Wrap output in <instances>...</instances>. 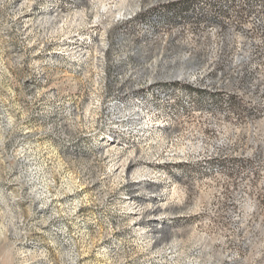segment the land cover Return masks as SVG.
<instances>
[{
    "label": "rangeland",
    "instance_id": "obj_1",
    "mask_svg": "<svg viewBox=\"0 0 264 264\" xmlns=\"http://www.w3.org/2000/svg\"><path fill=\"white\" fill-rule=\"evenodd\" d=\"M207 9L0 0V264H264V47Z\"/></svg>",
    "mask_w": 264,
    "mask_h": 264
},
{
    "label": "built area",
    "instance_id": "obj_2",
    "mask_svg": "<svg viewBox=\"0 0 264 264\" xmlns=\"http://www.w3.org/2000/svg\"><path fill=\"white\" fill-rule=\"evenodd\" d=\"M262 1L259 0L258 6H251L249 0H231L232 2V12L235 14L241 22H244L247 27H249V37H248V45L246 47H264V33L261 34L260 31H264V8H262ZM158 6L157 3H154ZM246 7H253V15H246ZM207 31H216L218 32V38L224 37L227 34H234L239 36L237 32H235L231 25H223V23H219L216 25H210L206 27V29L201 30L200 41L199 42H213L215 43V39H207ZM166 32L170 34L184 33L185 36L191 37V28L188 27V24H184L183 26L173 27L166 30ZM243 77V74H242ZM235 80H233V87H228V89H221L225 91H233L234 95H242L244 93L235 91ZM135 89V88H133ZM195 112V111H193Z\"/></svg>",
    "mask_w": 264,
    "mask_h": 264
},
{
    "label": "bare ground",
    "instance_id": "obj_3",
    "mask_svg": "<svg viewBox=\"0 0 264 264\" xmlns=\"http://www.w3.org/2000/svg\"><path fill=\"white\" fill-rule=\"evenodd\" d=\"M184 3H187L188 0H183ZM201 4L206 5L208 8L207 11L204 13H197L193 15V18H188L192 19L195 22L201 23V25H206L209 27L210 25H216L219 23H223V25H231L237 20V16L233 14L232 12V2L231 0H198ZM197 8V5H194ZM191 9V8H190ZM251 10V7H246V15H248V11ZM186 14V12L180 13ZM166 17L164 20L160 19V17L153 18L150 20H145L144 26L149 27L151 29L155 28H169L171 26L170 19L172 20L171 17H173V12H169L168 14L166 13ZM166 20V21H165ZM216 32V31H215ZM182 72L177 71L176 75L178 78H180ZM194 79V78H193ZM159 93V92H158ZM161 98H168L169 95L167 94L166 91H162L159 93ZM138 97V96H137Z\"/></svg>",
    "mask_w": 264,
    "mask_h": 264
},
{
    "label": "trees",
    "instance_id": "obj_4",
    "mask_svg": "<svg viewBox=\"0 0 264 264\" xmlns=\"http://www.w3.org/2000/svg\"><path fill=\"white\" fill-rule=\"evenodd\" d=\"M177 10H180V9H177ZM177 10H175V11H177ZM191 91V90H190Z\"/></svg>",
    "mask_w": 264,
    "mask_h": 264
}]
</instances>
